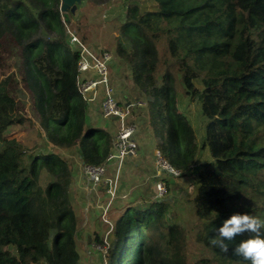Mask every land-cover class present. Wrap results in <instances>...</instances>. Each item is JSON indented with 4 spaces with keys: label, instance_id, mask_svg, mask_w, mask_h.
<instances>
[{
    "label": "trees",
    "instance_id": "obj_1",
    "mask_svg": "<svg viewBox=\"0 0 264 264\" xmlns=\"http://www.w3.org/2000/svg\"><path fill=\"white\" fill-rule=\"evenodd\" d=\"M62 8L71 6L61 0H0V264L79 261L72 211L55 201L71 177L68 163L48 151L24 159L23 146L5 134L23 121L24 105L5 61L10 46L9 59L47 138L57 146L76 145L79 166L101 165L111 152L103 127L87 126L81 134L87 110L78 90L83 44L70 41ZM124 11L113 52L130 63L132 80L151 97L164 130L160 151L179 175L191 167L196 147L194 129L177 109L176 74L205 119L203 144L210 158L195 169L192 203L201 220L195 239L212 250L218 264H241L231 246L222 253L210 238L235 213L264 222V0H151ZM163 35L170 62L157 77L156 42ZM12 45L20 48L21 61ZM42 168L56 176L45 196L37 184ZM162 206L154 199L122 212L114 231L120 246L107 251L108 264H184L173 225L164 231Z\"/></svg>",
    "mask_w": 264,
    "mask_h": 264
},
{
    "label": "rangeland",
    "instance_id": "obj_2",
    "mask_svg": "<svg viewBox=\"0 0 264 264\" xmlns=\"http://www.w3.org/2000/svg\"><path fill=\"white\" fill-rule=\"evenodd\" d=\"M150 2L151 0H79L70 9H61L63 16L66 15L69 20L68 33H73L70 41L79 40L95 55L101 51L112 54L109 81L115 87L117 95L125 98L126 102L137 99L145 101L144 109L135 108L129 118L136 126L134 136L137 154L123 158L106 157L105 162L101 164L104 166V172L96 182L91 179L88 171L83 170V164L79 166L76 145L57 146L47 138L45 129L42 128L40 119L32 107L30 95L22 85L17 65L9 59L11 46L7 49L5 61L13 72L11 86L17 99L24 105L20 114L23 121L10 125L5 134L23 146L24 159L29 153L48 151L60 153L68 163L71 177L64 183V193L58 194L55 201L63 202L72 211L76 229V249L79 254L78 264H108L111 260L107 251L115 252L120 246V240L118 242L114 234L119 216L129 206L148 204L154 199L163 203L161 220L164 231H167L169 225H173V231L175 230L179 238L177 246L185 259L184 264H218L212 250L195 239L201 225L192 203L196 188L195 169L199 162L210 158L208 149L203 144L205 119L201 114L199 101L186 93L179 74H176L177 109L186 115L194 129L196 148L194 160L187 172L184 175L173 174L170 167L165 168L162 165L163 160L169 165L170 163L160 151L164 130L154 118L151 97L132 80L130 63L114 53L118 26L125 17L124 10L128 4L150 5ZM73 36L75 37L72 38ZM71 45L75 48V45ZM12 46L17 48L21 61L20 48ZM156 47L157 77H160L170 62L166 36L163 35L157 40ZM168 68L175 70L170 66ZM87 77L97 78L91 66L79 73L78 80ZM202 77L203 73L194 80L196 87H200ZM101 97L102 90L99 88L92 99L84 98L87 110L83 117L81 134L87 126L103 127L110 135L111 153H114V140L111 136L117 129L116 123L113 118H105L100 113ZM55 179L56 176L50 169L42 168L37 184L44 196L47 185ZM154 186L156 191L153 190ZM7 249L15 253L13 246H8Z\"/></svg>",
    "mask_w": 264,
    "mask_h": 264
},
{
    "label": "built area",
    "instance_id": "obj_3",
    "mask_svg": "<svg viewBox=\"0 0 264 264\" xmlns=\"http://www.w3.org/2000/svg\"><path fill=\"white\" fill-rule=\"evenodd\" d=\"M74 37L75 36L72 38ZM73 41L77 40L73 39ZM111 59L112 54L108 53V51L96 53L95 55L82 45L80 59L78 61V69L80 72L86 71L91 66L97 75L96 79L87 77V79L81 81L78 80V90L82 93L85 99L87 98L86 100H90L94 97L96 89L100 88L102 90V97L99 103L100 113L105 118H113V121L116 123L117 129L113 136L115 152H110L107 155V159L112 157L123 158L127 155L137 154V142L134 136L136 126L133 121L129 120V118L135 108L144 109L145 107V101L143 99H137L132 102L127 100L126 102L124 101L126 100L125 98H120L117 95L115 87L109 81ZM162 165L165 168L170 167L173 174L179 173L178 170L172 168L164 160ZM83 170L88 171L91 179L96 182L103 174L104 166L84 165Z\"/></svg>",
    "mask_w": 264,
    "mask_h": 264
},
{
    "label": "clouds",
    "instance_id": "obj_4",
    "mask_svg": "<svg viewBox=\"0 0 264 264\" xmlns=\"http://www.w3.org/2000/svg\"><path fill=\"white\" fill-rule=\"evenodd\" d=\"M264 222L259 218L235 213L226 219L219 228L214 227L215 234L210 238L211 244L222 253H229L241 258L249 264H264ZM249 234L247 239L236 243L237 237Z\"/></svg>",
    "mask_w": 264,
    "mask_h": 264
},
{
    "label": "water",
    "instance_id": "obj_5",
    "mask_svg": "<svg viewBox=\"0 0 264 264\" xmlns=\"http://www.w3.org/2000/svg\"><path fill=\"white\" fill-rule=\"evenodd\" d=\"M79 0H61L63 6H73L76 4ZM153 190L156 191V187H153Z\"/></svg>",
    "mask_w": 264,
    "mask_h": 264
}]
</instances>
